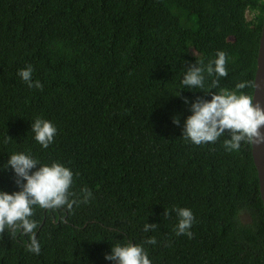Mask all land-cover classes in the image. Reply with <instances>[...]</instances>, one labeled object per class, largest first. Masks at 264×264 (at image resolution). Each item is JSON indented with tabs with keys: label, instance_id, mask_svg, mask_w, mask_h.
<instances>
[{
	"label": "trees",
	"instance_id": "1",
	"mask_svg": "<svg viewBox=\"0 0 264 264\" xmlns=\"http://www.w3.org/2000/svg\"><path fill=\"white\" fill-rule=\"evenodd\" d=\"M263 25L264 0H0V192L21 190L6 165L24 153L73 172L69 199L93 194L70 209L33 206L39 255L28 251L33 234L6 226L0 264H114L105 254L129 243L151 264H264L252 144L226 151L227 133L203 145L181 137L190 103L211 99L184 88L187 67L223 51L228 75L212 88L205 73V89L237 91L255 80ZM28 65L42 91L17 75ZM37 118L57 129L46 149ZM174 207L193 212L191 238L176 235Z\"/></svg>",
	"mask_w": 264,
	"mask_h": 264
},
{
	"label": "clouds",
	"instance_id": "2",
	"mask_svg": "<svg viewBox=\"0 0 264 264\" xmlns=\"http://www.w3.org/2000/svg\"><path fill=\"white\" fill-rule=\"evenodd\" d=\"M225 65L226 54L220 51L207 65L195 63L187 67L181 81L184 88L200 89L211 95V99L197 97L190 103L188 98H184L185 104L190 103L189 110L192 114L184 121L181 137L185 142L203 145L209 142L215 143L218 138L227 133L229 138L224 141L226 151L239 149L242 142L264 143V132L261 131V126H264V109L259 103L254 106L252 95L240 91L245 88L256 89L258 86L256 80L240 82L235 86L237 91L222 94L208 92L205 89V73L208 77L215 76L210 84V87L215 88L220 78L228 75ZM33 71L32 65H28L20 69L17 75L30 89L42 91L43 84L39 80L33 82ZM173 123L179 126L180 119L173 117ZM32 132L35 133L34 139L46 149L53 142L57 129L50 121L37 118L32 123ZM37 165H40L39 169L32 172L31 170ZM7 166L14 171L16 184L21 190L12 194L0 192V234L5 232L6 226L12 232L19 230L26 235L33 234L28 251L39 255L41 247L34 238V229L37 224L30 219L33 216V206L56 209L66 205L70 209L74 203H88L93 194L89 189L84 188L81 190L82 200L69 199L74 195L70 192L73 172L60 163L54 162L50 166L41 165L30 155L16 153L10 156ZM171 211L175 212L178 218L175 226L176 235L183 234L191 238L193 233L190 229L195 223L193 212L181 207H174ZM169 215L170 212L165 209L164 218H168ZM158 228L159 225L155 223L144 224L145 232L156 231ZM156 243L155 237H149L144 241V244L155 245ZM105 259L114 264H151L143 245L131 243L113 246L111 253L105 254Z\"/></svg>",
	"mask_w": 264,
	"mask_h": 264
},
{
	"label": "water",
	"instance_id": "3",
	"mask_svg": "<svg viewBox=\"0 0 264 264\" xmlns=\"http://www.w3.org/2000/svg\"><path fill=\"white\" fill-rule=\"evenodd\" d=\"M255 80L258 86L254 91L253 104L255 106L259 103L261 108L264 109V25L260 40ZM261 131L264 132V126H261ZM252 154L258 171L261 198L264 204V143L252 144Z\"/></svg>",
	"mask_w": 264,
	"mask_h": 264
},
{
	"label": "rangeland",
	"instance_id": "4",
	"mask_svg": "<svg viewBox=\"0 0 264 264\" xmlns=\"http://www.w3.org/2000/svg\"><path fill=\"white\" fill-rule=\"evenodd\" d=\"M247 16H248V20H251L253 18L254 14L252 12H248V15ZM228 89L231 92L232 87L230 85H228ZM243 221H244V223L249 222V217L248 216L247 217L244 216Z\"/></svg>",
	"mask_w": 264,
	"mask_h": 264
}]
</instances>
